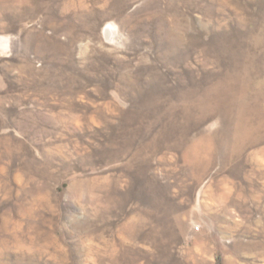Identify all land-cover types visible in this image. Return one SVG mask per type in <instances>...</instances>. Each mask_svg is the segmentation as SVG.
<instances>
[{
    "label": "rangeland",
    "instance_id": "1",
    "mask_svg": "<svg viewBox=\"0 0 264 264\" xmlns=\"http://www.w3.org/2000/svg\"><path fill=\"white\" fill-rule=\"evenodd\" d=\"M0 264H264V0H0Z\"/></svg>",
    "mask_w": 264,
    "mask_h": 264
}]
</instances>
